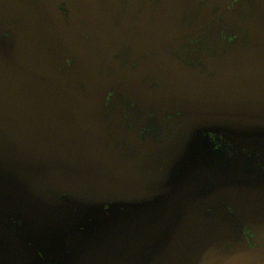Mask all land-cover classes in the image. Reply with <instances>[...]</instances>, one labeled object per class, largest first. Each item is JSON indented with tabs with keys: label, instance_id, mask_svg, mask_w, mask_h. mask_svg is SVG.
I'll return each mask as SVG.
<instances>
[{
	"label": "flooded vegetation",
	"instance_id": "obj_1",
	"mask_svg": "<svg viewBox=\"0 0 264 264\" xmlns=\"http://www.w3.org/2000/svg\"><path fill=\"white\" fill-rule=\"evenodd\" d=\"M184 1L0 0L100 139L0 172V264H264V0Z\"/></svg>",
	"mask_w": 264,
	"mask_h": 264
},
{
	"label": "rangeland",
	"instance_id": "obj_2",
	"mask_svg": "<svg viewBox=\"0 0 264 264\" xmlns=\"http://www.w3.org/2000/svg\"><path fill=\"white\" fill-rule=\"evenodd\" d=\"M44 48H38V52H44ZM0 54L6 58L19 61V66L34 87L27 86L14 94H0V100L6 102L5 108L10 118V126L0 136L6 138L0 142L1 146L13 148L20 158L0 161L5 169H11L17 174L20 164L25 165V171H31V176H25L21 181H35L40 174V166L48 164L57 166L61 154L65 149L70 150L72 143H87L100 141L97 134H92L94 129L89 125L90 116L87 115L81 102L76 101L73 94V83L67 72V79L57 78L59 75L52 68L55 64L63 65L62 54L59 61L49 53L45 56V62L41 60V66L26 59L25 56L16 53H8L0 47ZM22 124L21 134L14 128V120ZM31 134L30 136L28 134ZM166 143H168L166 141ZM89 146V145H88ZM90 148V147H89ZM72 151V150H70ZM3 153L0 152V156ZM37 169V171L35 170ZM34 169V170H31ZM0 168V172H2ZM3 171V172H4ZM9 173V172H6ZM18 174H23L19 172Z\"/></svg>",
	"mask_w": 264,
	"mask_h": 264
},
{
	"label": "water",
	"instance_id": "obj_3",
	"mask_svg": "<svg viewBox=\"0 0 264 264\" xmlns=\"http://www.w3.org/2000/svg\"><path fill=\"white\" fill-rule=\"evenodd\" d=\"M180 5L182 6L185 2L184 0H178ZM22 66H19V61L13 60L10 58H6L2 54H0V94L11 95L17 91H21L22 88L31 86L34 87L29 81L30 77L24 73L22 70ZM6 102L0 100V131L8 129L10 126V118L11 116L7 114L5 111ZM14 128L16 129L19 135L22 133L21 128L23 127L19 119L14 120L13 122ZM28 134V133H26ZM29 136L31 134H28ZM6 138L0 136V142H5ZM0 152L5 156H0V161H8L13 158H20L18 154L15 153L13 148H9L8 146H1ZM4 166L0 165L1 170H5ZM25 168L24 164H20L17 168V172H21V170Z\"/></svg>",
	"mask_w": 264,
	"mask_h": 264
}]
</instances>
